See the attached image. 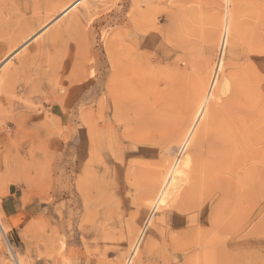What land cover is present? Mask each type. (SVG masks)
<instances>
[{
	"label": "rangeland",
	"instance_id": "1",
	"mask_svg": "<svg viewBox=\"0 0 264 264\" xmlns=\"http://www.w3.org/2000/svg\"><path fill=\"white\" fill-rule=\"evenodd\" d=\"M68 1L0 0V264H264V0H85L54 13ZM115 66H135L120 110L105 90ZM198 93L202 134L185 139ZM91 108L88 132L79 114ZM186 157L188 177L154 208L159 179Z\"/></svg>",
	"mask_w": 264,
	"mask_h": 264
},
{
	"label": "bare ground",
	"instance_id": "2",
	"mask_svg": "<svg viewBox=\"0 0 264 264\" xmlns=\"http://www.w3.org/2000/svg\"><path fill=\"white\" fill-rule=\"evenodd\" d=\"M83 1H85V0H75L74 2H71V1H68V2H66L65 4H63L62 6H58V7H56V8H54L55 9V12L54 13H56V12H58V11H60L61 10V13L60 14H65V13H67L68 11H71L75 6H77L76 4L77 3H83ZM226 1H229V5L231 4V0H226ZM225 1V2H226ZM233 1V0H232ZM48 2V1H47ZM71 2V4H69ZM49 3V2H48ZM59 3H57L56 2V4H52L53 6L54 5H58ZM44 5V4H43ZM48 5V4H47ZM33 6V5H32ZM85 7V6H84ZM228 8V7H227ZM51 10V9H50ZM37 12H35V14H36ZM229 13H231V12H229ZM37 15V14H36ZM229 16H230V14H228ZM61 16V15H60ZM59 16V17H60ZM63 16V15H62ZM227 16V15H226ZM229 16H227L228 17V19H231ZM51 18V17H50ZM58 17H56V19H57ZM216 18V17H215ZM224 20V19H223ZM56 21V20H55ZM228 21V20H227ZM230 21V20H229ZM228 21V22H229ZM51 22H52V20H51ZM54 22V21H53ZM223 23V22H222ZM227 23V22H226ZM230 23V22H229ZM43 24V23H42ZM48 24V23H47ZM52 24V23H51ZM49 25V24H48ZM223 25H225V24H223ZM44 26V25H43ZM42 27V26H41ZM226 27H228V26H226ZM152 27H150V29H151ZM222 28H223V26H222ZM22 29V28H21ZM153 29V28H152ZM227 28H225V30H226ZM252 29V28H251ZM263 29V28H262ZM20 30V29H19ZM144 30V29H143ZM148 30V29H147ZM44 30H42V32H43ZM145 32H147L146 31V29L144 30ZM228 31V30H227ZM31 32V31H30ZM41 32V31H40ZM23 33H25V32H21V30L17 33V35H14L13 37H11V39H10V42L12 43L11 45H13L12 46V49L13 50H16L17 48H19V49H21L22 47L24 48V46L25 45H27L24 41L22 42V43H24L22 46H20L22 43H18V42H16V41H18L19 40V35H23ZM32 33V32H31ZM30 33V34H31ZM37 33V32H36ZM246 33H248L247 31H246ZM39 34V33H38ZM37 34V35H38ZM34 35V34H33ZM40 35V34H39ZM38 35V36H39ZM38 36H37V38H38ZM224 36H225V34H224ZM231 36V35H230ZM9 38H10V36H8ZM227 37V36H226ZM21 38H23V37H21ZM20 38V39H21ZM32 39H34V37H31ZM211 38H212V36H211ZM249 38V37H248ZM247 38V39H248ZM226 39H228V38H226ZM29 40V39H28ZM224 40V39H223ZM264 40V39H263ZM9 41V40H8ZM7 41V42H8ZM26 41H27V39H26ZM226 41V40H225ZM219 42V41H218ZM224 42V41H223ZM247 42V41H246ZM14 43V44H13ZM28 43H29V41H28ZM9 44V43H8ZM213 44V43H212ZM244 45V44H243ZM246 45V44H245ZM261 47V46H260ZM254 49V48H253ZM17 52H19L18 51V49L16 50ZM11 52V51H10ZM15 52V51H14ZM252 52V51H251ZM13 53V52H12ZM9 54H11V53H9ZM13 55V54H12ZM137 56V58H138V55H136ZM135 58V56L134 57H132V59H134ZM9 59H10V57H9ZM8 60V59H7ZM64 60H62L61 61V63H59L58 61H55V62H51V64H53V67L55 66V68L54 69H52L53 71H52V74H51V76H53V78L56 80V84L58 85V86H60V89H61V91H62V88H65V84L63 83V82H60V80H59V75L61 74V71H63V70H65V68H66V66L67 65H65L66 64V61L65 62H63ZM75 63H76V61H75ZM115 63V62H114ZM50 64V65H51ZM49 65V66H50ZM73 65H75V64H73ZM126 65V64H125ZM205 65V64H204ZM3 67V66H2ZM220 67V66H219ZM51 68V67H50ZM115 68H116V66H115ZM113 68V70L111 69V77H110V79H108V81L110 80V82H108L107 84L108 85H106L107 87H105V90H106V95H109V96H111L114 100H115V110H120L121 109V107H122V104H123V102H124V100H122V96H121V88L120 87H118V85H119V82H120V79L122 78V77H124L125 75H129L130 73H135V71H133V69H135V66H132L131 67V69L132 70H128L126 67L124 68L125 70H123V68H122V66L121 67H118V68ZM218 68V67H217ZM219 70H220V68H219ZM51 71V70H50ZM49 71V72H50ZM133 71V72H132ZM204 71V70H203ZM208 71V70H207ZM222 71V70H221ZM6 73V72H5ZM51 73V72H50ZM197 73V72H196ZM208 73V72H207ZM200 74H201V72H200ZM251 75V74H250ZM6 76V75H5ZM9 76V75H8ZM253 76V78H255L254 77V75H252ZM260 76V75H259ZM258 76V77H259ZM130 77V76H129ZM128 77V78H129ZM261 77V76H260ZM8 78V77H7ZM221 78V77H220ZM126 79V78H125ZM134 79H136V78H134ZM133 79V76H132V81L134 80ZM202 79V78H201ZM229 79V78H228ZM257 78H255L254 80H256ZM100 81H102V79L100 80ZM136 81V80H135ZM128 82V81H127ZM212 82H214L213 80H212ZM246 82V81H245ZM215 83V82H214ZM218 83V82H217ZM219 83H220V81H219ZM103 84V83H102ZM106 84V83H105ZM133 84V83H132ZM135 84V83H134ZM133 84V85H134ZM209 84V83H208ZM124 85H126V84H124ZM236 85V84H235ZM135 86V85H134ZM137 86V85H136ZM136 86L134 87L135 89H136ZM212 86V85H211ZM219 86V85H218ZM3 87V86H2ZM127 87V86H126ZM215 87H217V85L215 86ZM224 87H226V88H228L229 87V82H227L225 85H224ZM129 88H130V86H129ZM128 88V89H129ZM211 88V87H210ZM123 89H124V87H123ZM219 89V88H218ZM64 90V89H63ZM215 90V89H214ZM1 91V90H0ZM5 91H7V90H5ZM131 91V90H130ZM195 91V90H194ZM199 91V90H198ZM216 91V90H215ZM226 91V90H225ZM240 91V90H239ZM176 92V91H175ZM195 92H197V91H195ZM201 92V91H200ZM212 92V91H211ZM133 93V92H132ZM132 93H130V94H132ZM214 93V92H213ZM248 93V92H247ZM126 94V93H125ZM195 94V93H194ZM199 95H197V96H195V98L193 99L194 101H192V103H193V105H192V107L193 108H195V109H193V112H194V114H195V112L197 113V116H195V115H193V117H196V124H195V129H196V126H198V122L200 121V120H202L203 121V115L205 116V114H204V112H205V107L207 106L206 104H208L207 102H206V104H205V102L202 104V97H201V95H200V93H198ZM205 94H206V91H205ZM204 93H202V95H205ZM123 95V94H122ZM146 95V94H145ZM216 95V94H215ZM207 97H209L208 95H207ZM58 98H60V96L58 97ZM100 98H102V97H100ZM204 99H205V96H204ZM208 99V98H207ZM218 99H220V98H218ZM245 100V99H244ZM209 101V100H208ZM101 101H100V99H99V101H98V103H100ZM212 102V101H211ZM194 103H195V105H194ZM244 102L242 101V104H243ZM242 104H240L241 106V108H244L245 106H246V104H244V105H242ZM99 105V104H98ZM228 105V104H227ZM220 106V105H219ZM229 106V105H228ZM243 106V107H242ZM97 107H99V106H97ZM217 107V106H216ZM230 107V106H229ZM228 107V108H229ZM225 108V107H224ZM228 108H226L227 110H228ZM233 108H235V106L233 107ZM238 107H236V109H237ZM246 108H248V106L246 107ZM246 108H244V110L246 109ZM249 109V108H248ZM260 109V108H259ZM227 110H225V111H227ZM243 110V109H242ZM98 115H99V117L97 116V118H98V121H99V119H101V117H103L102 116V113H103V109L101 108V109H98ZM210 111V110H209ZM224 111V112H225ZM236 111V110H235ZM248 111V110H247ZM252 111V110H251ZM257 111V110H256ZM243 112V111H242ZM241 112V113H242ZM246 112V111H245ZM254 112V111H253ZM80 113V112H79ZM227 113V112H226ZM236 113L238 114V112L236 111ZM251 113V112H250ZM245 114V113H244ZM80 116H79V118H80V120H81V127L83 128V129H86L88 132H91V131H93L94 129H97V126H98V122H97V119H96V117H95V115H94V112H93V110H92V108L91 109H89V110H85V111H82L81 112V114H79ZM97 115V114H96ZM207 115V114H206ZM210 115V114H209ZM217 115V114H216ZM215 115V116H216ZM233 115H235V114H233ZM232 115V116H233ZM118 117V116H117ZM203 117V118H202ZM131 118V117H130ZM208 118V117H207ZM206 118V119H207ZM120 119H122V118H120ZM119 119V117H118V120H120ZM214 119V118H213ZM123 120V119H122ZM205 120V119H204ZM209 120V119H208ZM232 120V119H231ZM238 120V119H237ZM121 121V120H120ZM201 121V122H202ZM192 122V121H191ZM205 122V121H204ZM241 122V121H240ZM145 123V122H144ZM198 123V124H197ZM99 124H100V122H99ZM192 124V123H191ZM191 124H190V127H191ZM208 124V123H207ZM206 124V125H207ZM243 124V123H242ZM242 124H241V126H242ZM193 125V124H192ZM230 125V124H229ZM209 126H211V125H209ZM224 126V125H223ZM238 126V125H237ZM261 126V125H260ZM208 127V126H207ZM236 127V126H235ZM56 128L57 127H55L54 129H50L52 132L54 131V130H56ZM188 128H189V126H188ZM194 128L193 129H191V131L189 132V129H188V131L187 132H189V135H188V137L187 138H185L186 136H187V134H185L184 136V138L185 139H188L189 137H191L192 139H193V136H195V138H198V136L200 135V134H202L201 132H202V130H201V132H200V134L198 135V128L196 129V131L194 130ZM228 128V127H227ZM243 128V127H242ZM208 129V128H207ZM235 129H237V128H235ZM239 129H241V128H239ZM238 129V130H239ZM187 130V129H186ZM206 130V129H205ZM221 130V129H220ZM221 131H223V130H221ZM225 131V130H224ZM235 131V130H234ZM87 132V133H88ZM204 132V131H203ZM220 132V131H219ZM227 132V131H226ZM236 132V131H235ZM186 133V132H185ZM194 133H195V135H194ZM224 133V132H223ZM227 134V133H226ZM232 134V133H231ZM252 134V133H251ZM205 135V134H204ZM207 135V134H206ZM182 136H183V134H182ZM224 136V135H223ZM226 136V135H225ZM200 137V136H199ZM211 137V136H210ZM231 137V136H230ZM206 137L204 136V139H205ZM210 139H212V138H210ZM254 139V138H253ZM49 140V139H48ZM57 140H53V142H56ZM138 141V140H137ZM182 141V140H181ZM185 141V140H184ZM188 141V140H187ZM226 141V140H225ZM232 141V140H231ZM255 141V140H254ZM63 142V141H62ZM66 144H67V146H71V144H72V138L70 139V138H68L66 141ZM152 142V141H151ZM188 143V142H187ZM190 143V142H189ZM188 143V144H189ZM196 143V142H195ZM223 143V142H222ZM233 143V142H232ZM263 143V142H262ZM160 144H161V142H160ZM159 144V145H160ZM183 144V143H182ZM186 144V143H185ZM206 146V145H205ZM187 147H188V145H187ZM163 148V147H162ZM240 148V147H239ZM161 149V148H160ZM184 149H187V148H184L183 147V151H184ZM199 149V148H198ZM251 149V148H250ZM43 152V151H42ZM198 152V151H197ZM200 152V151H199ZM217 153V152H216ZM45 154V153H44ZM228 154V153H227ZM46 155V154H45ZM187 156V155H186ZM189 156V155H188ZM236 157V156H235ZM190 158V157H189ZM221 158V157H220ZM227 158V157H226ZM180 159V158H179ZM186 159H187V157L185 158V162H184V160H183V162H184V164L180 167H177L178 166V163L176 162V163H174V164H172V167L169 169L168 167V172H167V174H165L166 176H164V180H163V182L159 179V182L157 183V190H159L160 189V196H159V194H157L158 196H159V198H157V200H156V202H155V204H153L154 205V208H160L161 206H164V205H166L167 204V201H168V198H170V194H171V198H172V194L175 192H177V190H179L180 188V186H182L181 185V182L182 183H184V178L187 176L188 177V175H184V178H183V170L181 169L182 167H184V169H187L186 167H188L189 166V161H188V159H187V161H186ZM201 159H202V157H201ZM200 159V160H201ZM41 160V159H40ZM224 160H226V159H224ZM181 162V161H180ZM219 164H220V162H218ZM155 164V163H154ZM180 164H182V163H180ZM167 165V164H166ZM203 166H204V164H203ZM164 167V166H163ZM201 167V166H200ZM232 167V166H231ZM166 168V169H167ZM162 169V168H161ZM191 169V168H190ZM232 169H234V168H232ZM189 170V169H188ZM187 170V171H188ZM209 170V169H208ZM200 171V170H199ZM207 171V170H206ZM225 171H226V169H225ZM263 171H264V169H263ZM41 172V171H40ZM159 172V171H158ZM186 172V171H185ZM191 172V171H190ZM166 173V172H165ZM231 173H233V172H231ZM202 174V173H201ZM259 174H260V172H259ZM48 175V174H47ZM157 175H159V174H157ZM161 175H162V173H161ZM200 175V174H199ZM264 175V174H263ZM209 175H207V177H208ZM228 176V175H227ZM143 177V176H142ZM153 177V176H152ZM192 177V176H191ZM197 177H201V176H197ZM204 177V176H203ZM260 177V176H259ZM193 178V177H192ZM191 178V179H192ZM263 178H264V176H263ZM187 179H189V178H187ZM138 180V179H137ZM186 180V179H185ZM201 180V179H200ZM207 180V179H206ZM263 180V179H262ZM187 181V180H186ZM192 181V180H191ZM190 181V182H191ZM198 181V180H197ZM196 181V182H197ZM222 181V180H221ZM264 181V180H263ZM142 182V181H141ZM146 182V181H145ZM144 182V183H145ZM154 182V181H153ZM211 182V181H210ZM132 183H134V182H132ZM186 183V182H185ZM188 183V182H187ZM260 183V182H259ZM262 183V182H261ZM260 183V184H261ZM200 184V183H199ZM262 184H264V183H262ZM261 184V185H262ZM142 185V184H141ZM225 185V184H224ZM135 186V185H134ZM142 186H144V185H142ZM153 186V185H152ZM201 186V185H200ZM141 187V186H140ZM151 187V186H150ZM153 187H155V186H153ZM161 187V188H160ZM263 187V186H262ZM261 187V188H262ZM136 188V187H135ZM179 188V189H178ZM192 188V187H191ZM258 188V187H257ZM161 189H162V191H161ZM259 189V188H258ZM150 190V189H149ZM239 190V189H238ZM260 190V189H259ZM138 191V190H137ZM196 191V190H195ZM194 191V192H195ZM229 192V191H228ZM244 192V191H243ZM157 193V192H156ZM198 193V192H197ZM208 194V193H207ZM144 195V194H143ZM240 195H241V193H240ZM88 196V195H87ZM140 196H141V194H140ZM176 196V195H175ZM204 196V195H203ZM151 197V196H150ZM246 197V196H245ZM252 197V196H251ZM140 199H142L141 197H139ZM145 198V197H144ZM153 198V197H152ZM187 198H190V196L189 197H187ZM200 198H201V196H200ZM147 199V198H146ZM176 199V198H175ZM191 199V198H190ZM190 199H189V201H190ZM204 199V198H203ZM206 199V198H205ZM205 199H204V201H205ZM241 199V198H240ZM136 200L137 199H135V202H136ZM150 200V199H149ZM252 200V199H251ZM258 200V199H257ZM230 201V200H229ZM170 202V201H169ZM168 202V203H169ZM184 202V201H183ZM191 202H192V200H191ZM198 203H199V199H198V201H197ZM254 202V201H253ZM139 203V201L137 202V204ZM152 202H150V204H151ZM249 203V202H248ZM248 203H246V204H248ZM251 203V202H250ZM249 203V204H250ZM143 204V203H142ZM146 204V203H145ZM183 204H185V203H183ZM182 204V205H183ZM246 204H245V206H246ZM254 204V203H253ZM174 205V204H173ZM138 206H139V204H138ZM149 206V205H148ZM175 206V205H174ZM186 206V205H185ZM187 206H189L188 204H187ZM202 206V205H201ZM204 206V205H203ZM236 206V205H235ZM240 206V205H239ZM253 206V205H252ZM180 208H181V206H179ZM153 208V209H154ZM157 208V209H158ZM196 208H198V207H196ZM249 208H251V207H249ZM149 209V208H148ZM183 209H185L184 208V205H183ZM190 209V208H189ZM160 210H161V208H160ZM197 210V209H196ZM153 211V210H152ZM181 211V210H180ZM188 211V210H187ZM202 211V210H201ZM234 211V210H233ZM241 211V210H240ZM245 211V210H244ZM161 212V211H160ZM217 212V211H216ZM235 213L237 212L236 211V208H235V211H234ZM230 213H231V210H230ZM151 214H152V212H151ZM198 214V213H197ZM237 214V213H236ZM191 215H195V214H191ZM234 215V214H233ZM231 216V215H230ZM149 219L150 220H152V216H150L149 215ZM190 217V216H189ZM193 217V216H192ZM191 217V218H192ZM264 217V216H263ZM194 219V218H193ZM220 219V218H219ZM234 219V218H233ZM148 220V219H147ZM243 220V219H242ZM228 222V221H227ZM263 222V221H262ZM261 222V223H262ZM220 223V222H219ZM218 224V223H217ZM0 227L3 229V225H2V223H1V221H0ZM235 227V226H234ZM258 228V227H257ZM164 229V228H163ZM162 229V230H163ZM159 230V229H158ZM194 230V229H193ZM199 230H200V228H199ZM212 231V230H211ZM253 231V230H252ZM159 232V231H158ZM200 232V231H199ZM254 232V231H253ZM4 233H5V231H4ZM4 233H3V235H4ZM181 233V232H180ZM225 233V232H224ZM141 234H142V232H141ZM216 234V233H215ZM201 235V234H200ZM208 235V234H207ZM206 235V236H207ZM189 236V235H188ZM5 237V236H4ZM175 237H177V236H175ZM178 237H180V236H178ZM6 238V237H5ZM174 238V237H173ZM194 238V237H193ZM196 238V237H195ZM201 239H203L202 237H200ZM228 238V237H227ZM138 239V238H137ZM175 239V238H174ZM200 239V240H201ZM204 239H205V237H204ZM170 240V239H169ZM180 240V239H179ZM179 240H177V239H175V241H179ZM196 240V239H195ZM138 241V240H137ZM182 241V240H181ZM187 241V240H186ZM199 241V240H198ZM207 241V240H206ZM180 242V241H179ZM192 242V241H191ZM193 242H194V240H193ZM183 243V242H182ZM175 244V243H174ZM179 244V243H178ZM196 245V244H195ZM195 250V249H194ZM137 251V250H136ZM188 251V250H187ZM190 252H192V251H190ZM189 252V253H190ZM138 254V253H137ZM141 256V255H140ZM206 259V258H205ZM14 260H16V259H14ZM209 260V259H208ZM129 262V261H128ZM212 263V262H211ZM17 264H24L23 262H21V261H18V263ZM128 264H130V262L128 263ZM132 264V263H131ZM191 264V263H190Z\"/></svg>",
	"mask_w": 264,
	"mask_h": 264
}]
</instances>
